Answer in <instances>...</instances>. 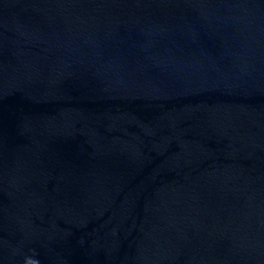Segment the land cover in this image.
<instances>
[{"label": "water", "instance_id": "obj_1", "mask_svg": "<svg viewBox=\"0 0 264 264\" xmlns=\"http://www.w3.org/2000/svg\"><path fill=\"white\" fill-rule=\"evenodd\" d=\"M0 264H264V0H0Z\"/></svg>", "mask_w": 264, "mask_h": 264}]
</instances>
